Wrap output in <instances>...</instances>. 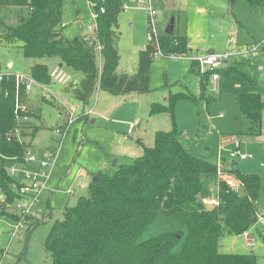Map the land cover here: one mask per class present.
Segmentation results:
<instances>
[{
  "label": "rangeland",
  "instance_id": "1",
  "mask_svg": "<svg viewBox=\"0 0 264 264\" xmlns=\"http://www.w3.org/2000/svg\"><path fill=\"white\" fill-rule=\"evenodd\" d=\"M64 6V34L67 37L91 32L94 20L87 0H65ZM155 6L160 35L174 22V37L190 39L188 51L183 52L190 57H173L174 53L153 56L151 91L147 93L114 95L95 88L89 107L96 105V112L76 122L66 135L55 134L53 128L64 122L61 116L63 103L74 101L65 91L75 89L82 78L81 73L65 66L64 70L70 77L65 83H58L52 73L61 62L59 57L28 58L23 54L21 43L7 44L0 40L3 72L31 77V67L37 62L46 63L51 69L54 84L48 85L47 90L34 86L23 100L34 114L31 125L39 128L32 140L31 136L24 139L31 141L29 150L33 154L41 156L45 150L52 149L58 156L48 187L39 202L44 209L40 218L44 221L29 235L31 223H27L28 229L13 237V218L17 217L0 218V264H52L45 245L54 222L62 219L64 209L76 205L80 196L88 195L93 174L115 173L116 160L118 164L132 163L143 153L139 141L153 146L156 131L172 128L168 112L151 114L150 111L153 103L168 104L170 96L177 93L195 96V99L181 98L174 106L175 120L186 148L216 166L236 161L242 173L260 176L261 186L256 203L258 222L251 228L256 245L248 246L242 234H228L222 237L220 251L255 252L259 264H264V222L260 220L261 216L264 218V111L261 124L257 126L241 111L238 103V96L242 93H258L264 101V46L253 59L230 64L235 65L237 71L229 75L221 73L220 79L216 80L211 75L204 91L200 64L196 61L197 68L194 69L192 57L209 52V46V49L216 47L215 51L224 50L230 40L246 46L263 41L264 4H251L247 0H237L234 5H230L229 0H156ZM26 12L15 6L0 7V34L4 26L16 25L19 16ZM148 32L149 16L145 10L134 6L122 9L118 16L119 37L116 41L121 57L118 74L133 75L137 72L140 52L149 44ZM136 120L139 124L130 134L131 123ZM226 137L240 141L242 152L251 154L253 158L233 160L230 151L234 145L226 143ZM228 168L224 170L238 179L232 171L233 167ZM79 169H82L81 174H78ZM202 178V199L218 200L219 183L225 181L218 174ZM6 207L10 212L15 210L8 205ZM167 231H177L182 235L173 248L174 252L180 251L188 227L181 220L162 213L142 232L138 242Z\"/></svg>",
  "mask_w": 264,
  "mask_h": 264
},
{
  "label": "trees",
  "instance_id": "2",
  "mask_svg": "<svg viewBox=\"0 0 264 264\" xmlns=\"http://www.w3.org/2000/svg\"><path fill=\"white\" fill-rule=\"evenodd\" d=\"M87 1L91 12L97 14L96 39L102 46L100 52L81 35L69 38L64 34L65 0H0V7L15 6L27 11L19 16L16 25L3 27L0 40L7 44L21 43L25 57L56 56L64 67L80 72L82 78L75 89L65 91L74 101L88 103L95 88L114 95L150 92L155 47L148 44L140 52L135 74H118L121 57L116 41L123 1ZM236 1L229 0V4L234 5ZM247 1L264 4V0ZM169 26L161 35L163 52L188 51L189 40L183 36L175 38L174 31L168 32ZM196 66L193 61L194 69ZM216 71L229 75L237 68L230 65ZM0 72H3L1 62ZM211 74L208 71L201 75L203 91ZM31 77L47 86L54 84L46 63H35ZM18 97L23 102L25 88L19 86L18 90L15 76L5 77L0 82V187L6 196L5 202H0L1 218L15 216L6 205L19 196L14 190V183L18 181L8 171L11 158L23 159L31 144L24 137L31 136L32 140L39 129L31 123L19 125L17 122ZM194 97L177 93L170 96L168 104H152L151 114H170L172 128L156 131L153 146L139 141L143 153L132 163L119 164L115 173L93 174V178L98 176V179L90 182L88 195L80 196L76 205L64 209L63 218L54 222L47 237L45 250L52 264H259L255 252L226 253L220 251V245L223 236L240 235L257 224L260 176L232 169L242 181L243 189L235 191L220 182L218 204L203 201L202 177L216 176L217 166L186 148L174 114L179 99ZM238 103L241 111L259 126L264 111L261 95L242 93ZM28 115L34 114L29 112ZM18 126L21 138L15 132ZM160 213L173 216L188 227L183 247L178 252L173 251L182 238L177 231L163 232L138 242L142 232ZM43 221L41 218L33 220L28 235Z\"/></svg>",
  "mask_w": 264,
  "mask_h": 264
},
{
  "label": "built area",
  "instance_id": "3",
  "mask_svg": "<svg viewBox=\"0 0 264 264\" xmlns=\"http://www.w3.org/2000/svg\"><path fill=\"white\" fill-rule=\"evenodd\" d=\"M156 0H129L128 3H122V9H128L131 7H140L149 16V32H148V42L155 47L153 52V56L165 55L161 48V35L159 33L158 25H157V16L158 10L155 6ZM104 11V10H102ZM93 17V24L91 26V32L81 33V36L92 45H94L95 49L100 52L102 46L96 39V31H97V14L95 12H91ZM264 46V40L251 45H242L237 41L230 40L228 43V47L225 50L220 51H209L207 53L198 55H194L193 61L198 62L200 65V71L202 73H206L208 71L212 72L213 79H220L221 74L216 71L222 68L224 65L236 64L242 60H250L253 59L258 53L261 47ZM193 50H195L194 46H191ZM264 49V48H263ZM178 56H188L187 53L177 54L174 53L173 57ZM10 75L15 76V81L17 88L19 90V86H23L25 88L26 93H29L33 90L34 86H37L43 90H47V85H44L38 81H36L32 77L25 76L19 73H5L0 72V82ZM55 76L54 80L58 83H65L67 79H69V74L64 70V67L58 66L52 73ZM64 110L62 116L64 117V122L60 124L57 128H53V132L55 134L66 135V133L70 130L71 126H73L81 117L90 116L96 112V106L89 107V102L84 103L80 101L66 102L63 103ZM30 112L27 104L19 100L17 98L16 106H15V114L16 120L19 125L31 123V119L33 116L28 115ZM139 124V121L131 123L130 126V134L133 133L136 125ZM20 126L15 129L16 134L19 138L20 136ZM226 143H231L234 145L233 149L230 151V157L235 160L236 158L248 159L253 158L251 154L243 153L241 150V143L234 137H226ZM11 162L8 166L9 174L16 179L14 183V190L19 195L15 200L7 205L10 208H14L11 213H14L16 218H13V231L12 236H16L27 230L28 224H30L33 220L39 219L44 214V209L39 206V202L41 201L42 194L44 190L48 187V182L51 177L52 170L55 168L58 156L52 149H47L41 156L33 154L29 147L25 152V155L22 160H18V158H11ZM228 165V166H227ZM226 167L232 168V164L229 163H221L217 166V174L218 177L223 179L225 183L235 191H241L243 189V183L239 179H234L232 174L227 172ZM228 168V170L230 169ZM233 169V168H232ZM82 173V169L78 170V174ZM219 178V179H220ZM6 196L3 193L0 187V202H5ZM206 204H218V200L212 199H203ZM1 218V217H0ZM260 220L264 222V218L261 216ZM28 223V224H27ZM27 228V229H26ZM246 240V244L250 247H254L256 245L255 238L251 233V229L246 230L242 233Z\"/></svg>",
  "mask_w": 264,
  "mask_h": 264
},
{
  "label": "water",
  "instance_id": "4",
  "mask_svg": "<svg viewBox=\"0 0 264 264\" xmlns=\"http://www.w3.org/2000/svg\"><path fill=\"white\" fill-rule=\"evenodd\" d=\"M173 23H174V22H172V23L170 24L169 28H168V32H170V33L174 31V30H173ZM115 165H116V166L119 165L117 160L115 161ZM232 166H233V168H234L236 171H239V170H238V163H237L236 161H234V162L232 163ZM97 179H98V176H95V177L93 178V180H97Z\"/></svg>",
  "mask_w": 264,
  "mask_h": 264
},
{
  "label": "crops",
  "instance_id": "5",
  "mask_svg": "<svg viewBox=\"0 0 264 264\" xmlns=\"http://www.w3.org/2000/svg\"><path fill=\"white\" fill-rule=\"evenodd\" d=\"M80 35H81V34H80ZM189 43H190V39H189ZM209 47H210V46H209ZM209 47L207 48L209 51H212V49H213V50L216 49V47H211V49H209ZM227 47H228V43L226 44L224 50H225ZM219 51H220V50H219ZM59 66H63L61 62L59 63ZM63 67H64V66H63ZM196 68H197V66H196ZM95 106H96V105H95ZM61 116H62V113H61ZM92 121L94 122V118H92ZM210 186L213 187L212 184H210Z\"/></svg>",
  "mask_w": 264,
  "mask_h": 264
}]
</instances>
